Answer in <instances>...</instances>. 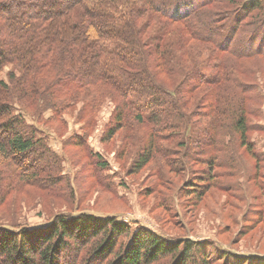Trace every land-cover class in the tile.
Wrapping results in <instances>:
<instances>
[{
    "label": "trees",
    "instance_id": "trees-1",
    "mask_svg": "<svg viewBox=\"0 0 264 264\" xmlns=\"http://www.w3.org/2000/svg\"><path fill=\"white\" fill-rule=\"evenodd\" d=\"M253 60L264 61V0H0V177L6 188L58 189L61 161L39 126L80 101L95 114L108 98L103 142L147 130L135 167L161 154L178 156L182 171L205 168L187 191L201 199L235 141L264 159L249 135L259 87L244 78L255 75ZM206 254L203 243L86 211L36 229L0 223V264L218 263ZM230 255L264 264L231 252L227 263Z\"/></svg>",
    "mask_w": 264,
    "mask_h": 264
},
{
    "label": "rangeland",
    "instance_id": "rangeland-1",
    "mask_svg": "<svg viewBox=\"0 0 264 264\" xmlns=\"http://www.w3.org/2000/svg\"><path fill=\"white\" fill-rule=\"evenodd\" d=\"M248 66L255 75L244 80L259 87L252 102L250 141L264 155V61H249ZM11 69L2 71L3 80L7 81ZM114 107L107 98L93 114L84 111L80 101L58 120L39 126L61 161L60 173L55 175L60 185L56 190L6 188L9 182L0 177V223L36 229L57 214L86 211L116 217L135 231L144 228L169 240L203 243L206 255L219 259L217 264H233L231 255L226 262L229 252L264 257V159L257 163L235 141L226 163L208 182L207 193L198 199L187 191L196 171L205 168L182 171L178 156L163 159L161 154L143 169L135 167L147 130H121L103 142ZM50 117L52 112L46 111L44 118ZM170 151L179 150L171 147ZM97 155L108 164L106 169L99 167Z\"/></svg>",
    "mask_w": 264,
    "mask_h": 264
}]
</instances>
